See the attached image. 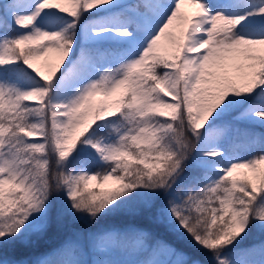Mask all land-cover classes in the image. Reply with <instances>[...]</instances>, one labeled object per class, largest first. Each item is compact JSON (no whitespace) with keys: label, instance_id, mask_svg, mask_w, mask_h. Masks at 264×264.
<instances>
[{"label":"snow or ice","instance_id":"1","mask_svg":"<svg viewBox=\"0 0 264 264\" xmlns=\"http://www.w3.org/2000/svg\"><path fill=\"white\" fill-rule=\"evenodd\" d=\"M241 124L264 128V0H0V249L139 200L206 264H264L237 247L264 235ZM59 252L36 264H205L144 231Z\"/></svg>","mask_w":264,"mask_h":264},{"label":"trees","instance_id":"2","mask_svg":"<svg viewBox=\"0 0 264 264\" xmlns=\"http://www.w3.org/2000/svg\"><path fill=\"white\" fill-rule=\"evenodd\" d=\"M240 127H251V130L257 133L264 132V128H260L259 126L241 124ZM92 170L95 171V167H93ZM106 220L112 221L114 226L119 228V233L122 236L126 233L130 235L137 229H141L150 234L153 239L164 240L175 248L184 251L190 259H197L204 262L208 260V257L204 253L197 252L185 243L176 241L167 229L154 218L152 212L142 207L141 201L139 200L129 201L122 205L119 210L102 216L95 221L76 218L73 219L72 222L66 221L60 227L57 225V222L53 220L47 231L33 243L25 244L21 241H16L0 249V259L10 262L25 261L31 263L34 257L49 253V258L53 261H57L59 252L55 248L59 247L63 239L67 240L71 238V234L75 232V229L83 231V229L88 228L89 225L98 226L105 223ZM260 239L261 238L257 236L256 230H253V232L237 245V247L256 245L260 242Z\"/></svg>","mask_w":264,"mask_h":264},{"label":"rangeland","instance_id":"3","mask_svg":"<svg viewBox=\"0 0 264 264\" xmlns=\"http://www.w3.org/2000/svg\"><path fill=\"white\" fill-rule=\"evenodd\" d=\"M184 10L187 11V12H190L192 9L185 5L184 6ZM36 64L38 66H41V69L42 71L44 70L43 68V61H36ZM250 154V153H249ZM249 154H246V155H249ZM73 219H76L74 217H69V215H63L61 216L58 220H54L55 222H57V225H59L60 227L62 226V224H64L66 221H69V222H72ZM59 227V228H60ZM86 230V231H85ZM75 232L71 234V236H75V235H79L80 237H88V236H91L92 234H97V233H103V232H108V231H111V232H116V233H119V228L114 226V223L110 220H106L105 223L103 224H100L98 226H90L88 228H84L83 231L81 230H78V229H75L74 230ZM136 231H144V230H141V229H137ZM135 231V232H136ZM256 233H257V236H259L260 241L261 240H264V235H262L258 230H256ZM42 235V234H41ZM41 235H32L30 237L27 238V242H23L25 244H30V243H33L36 239H38ZM68 240V239H67ZM66 240L63 239L61 242H60V245L59 247L55 248L58 252L61 248V245L64 244ZM174 247V246H173ZM177 249V248H176ZM178 251H181L183 253H185L184 251L180 250V249H177ZM186 254V253H185ZM186 256L188 257V255L186 254ZM44 257H48L49 258V253H46L44 255H39L37 257H34L32 260H31V263H27L25 261H19L17 262V264H36V261L41 259V258H44ZM58 260L64 258L60 255V252L57 256ZM86 259H89L91 257L89 256H86L85 257ZM113 259H129V258H136L135 256H133L131 254V249L128 250V252H125L123 250H118L116 252V254L112 257ZM189 258V257H188ZM250 259L254 260V261H260L262 259L259 251L255 252L252 256L249 257ZM190 259V258H189ZM207 261V260H206ZM206 261H205V264H206ZM204 262V261H202Z\"/></svg>","mask_w":264,"mask_h":264}]
</instances>
